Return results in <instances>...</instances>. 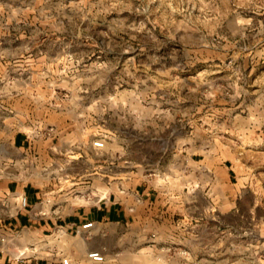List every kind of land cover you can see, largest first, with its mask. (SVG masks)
Returning a JSON list of instances; mask_svg holds the SVG:
<instances>
[{"label": "rangeland", "instance_id": "1", "mask_svg": "<svg viewBox=\"0 0 264 264\" xmlns=\"http://www.w3.org/2000/svg\"><path fill=\"white\" fill-rule=\"evenodd\" d=\"M0 127V175L45 200L152 184L183 243L264 264V0H0ZM83 231L1 230L0 252L86 264Z\"/></svg>", "mask_w": 264, "mask_h": 264}, {"label": "crops", "instance_id": "2", "mask_svg": "<svg viewBox=\"0 0 264 264\" xmlns=\"http://www.w3.org/2000/svg\"><path fill=\"white\" fill-rule=\"evenodd\" d=\"M31 145L24 132L17 131L12 136L14 149H30ZM50 193L37 183L0 175V231L29 228L36 236L70 241L78 236L76 228L91 222L76 242L86 264H215L212 245L182 242V200L178 195L143 184L136 186L131 199L120 198L111 191L108 196L97 195L89 204L72 209L67 200H45L44 195ZM120 238H128V242L122 243ZM92 250L102 254L101 262L87 258ZM0 264L62 263L35 256L20 259L0 252Z\"/></svg>", "mask_w": 264, "mask_h": 264}, {"label": "built area", "instance_id": "3", "mask_svg": "<svg viewBox=\"0 0 264 264\" xmlns=\"http://www.w3.org/2000/svg\"><path fill=\"white\" fill-rule=\"evenodd\" d=\"M93 146L96 147V148H101L103 146V142L102 141H94L93 142ZM21 203L24 205L25 204V199L23 198L21 200ZM92 225L91 222H88V223H85L82 225V228L83 229H87L89 228L90 226ZM87 258L91 261H94V262H101L103 260V256L102 254H100L99 251H96V250H92L90 252L87 253ZM62 264H81L79 262H76V263H71L68 259H63Z\"/></svg>", "mask_w": 264, "mask_h": 264}, {"label": "bare ground", "instance_id": "4", "mask_svg": "<svg viewBox=\"0 0 264 264\" xmlns=\"http://www.w3.org/2000/svg\"><path fill=\"white\" fill-rule=\"evenodd\" d=\"M21 251V250H20ZM26 251V249H23V251H22V253H24ZM18 253H19V251H18Z\"/></svg>", "mask_w": 264, "mask_h": 264}]
</instances>
